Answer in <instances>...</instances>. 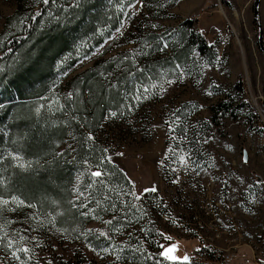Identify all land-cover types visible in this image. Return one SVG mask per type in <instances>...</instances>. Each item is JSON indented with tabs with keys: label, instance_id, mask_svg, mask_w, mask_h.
Returning a JSON list of instances; mask_svg holds the SVG:
<instances>
[{
	"label": "rangeland",
	"instance_id": "374dc122",
	"mask_svg": "<svg viewBox=\"0 0 264 264\" xmlns=\"http://www.w3.org/2000/svg\"><path fill=\"white\" fill-rule=\"evenodd\" d=\"M61 2L65 7L68 1ZM115 2V17L123 13L119 31L64 75L62 89L46 100L55 108L69 93L68 82L93 67L106 84L114 85L129 66L156 65L151 79H136L138 88L149 86L148 98L137 102L134 94H123V115L108 112L98 132L135 196L122 187L124 205L115 211L117 222L104 245L92 232L105 228L109 217L94 219L84 205L71 224L61 221L65 212L60 206L5 212L0 218V264H132L124 250L153 256L164 250L161 245L172 244L177 245L175 255L190 257L186 264H219L228 254L235 259L223 264H264V184L257 182L264 177V0L258 16L255 0ZM44 5L43 0H0V57L20 22ZM185 33L203 40L208 50L200 53L198 44L186 48L180 39ZM164 42L168 47L161 52L157 45ZM171 47L185 49L187 56L171 59ZM177 64L183 78L173 71ZM221 100L232 105L215 123L211 107ZM245 150L248 164L242 163ZM12 163L17 167V161ZM145 188L157 191L145 193ZM49 213L55 224L48 223ZM38 222L43 226L37 227ZM21 235L26 238L20 240ZM203 244L207 250L200 258ZM24 246L30 251L17 252L20 260L14 259L12 252Z\"/></svg>",
	"mask_w": 264,
	"mask_h": 264
},
{
	"label": "trees",
	"instance_id": "16d2710c",
	"mask_svg": "<svg viewBox=\"0 0 264 264\" xmlns=\"http://www.w3.org/2000/svg\"><path fill=\"white\" fill-rule=\"evenodd\" d=\"M61 1L49 0L33 17L22 20L10 45L2 49L0 195H18L44 211L60 206L65 212V217L60 219L68 224L75 223L78 217L80 207L73 204L87 205L89 215L109 217L107 221L111 223L92 232L104 245L108 243L110 226L117 222L112 217L124 205L119 196L122 187L131 193L134 187L116 164L101 162V158L108 155L103 151L106 148L98 139V132L108 112L122 111L123 94H134L138 88L136 79H149L156 65L129 66L119 73L117 84L111 88L104 82L99 68L93 67L68 82L72 97L69 98L68 93L53 108L47 96L62 89L64 75L117 31L123 17L121 12L120 17H115V0H74L72 3L67 0L65 7ZM19 17L20 13L15 19L18 21ZM182 38L186 48L198 44L200 53L208 50L197 37H188L185 33ZM171 49V59L177 62L187 56L185 49ZM152 52L150 50V54ZM129 70L133 76L129 75ZM41 103L43 107L37 113ZM230 105L231 100H221L211 107L215 123L220 122ZM89 133L94 137L91 141L87 138ZM68 139L71 146H67ZM12 154L21 157L26 167H15ZM98 167L104 175L96 179L102 183H93L88 188L94 179L89 173ZM74 187L84 196L76 198ZM161 252L162 249L151 256L145 250L128 249L122 253L131 254L127 260L132 258V264H186L170 261Z\"/></svg>",
	"mask_w": 264,
	"mask_h": 264
},
{
	"label": "snow or ice",
	"instance_id": "6c2138e0",
	"mask_svg": "<svg viewBox=\"0 0 264 264\" xmlns=\"http://www.w3.org/2000/svg\"><path fill=\"white\" fill-rule=\"evenodd\" d=\"M48 2H49V0H43V3H45V4H47ZM129 6H131V5H129ZM152 27H156V25H152ZM118 31H119V29H118ZM160 39L163 40V37H161ZM146 46L150 47V45H148V44H146ZM167 47H168V43L167 42H164L162 47L157 45L158 50L161 51V52L164 51ZM126 59H127V57H126ZM133 60H135V54H133ZM140 71L142 72L143 69H141ZM173 71L174 72L178 71L179 74H180L178 76V78H183L184 70L181 67V65H179V64L175 65V67L173 68ZM129 75H134V73L131 70H129ZM149 79H151V77H149ZM165 82L169 83V84L170 83H174V81H172V80H166ZM109 87L111 88V87H115V86L109 84ZM152 88L154 90L156 88V85L153 84ZM141 90L143 91V94H144L143 97H141ZM164 90L165 89L163 88V86H161L160 87V91L163 92ZM148 92H149V86L148 85H141L140 88H136L135 89L134 98L137 100V102H139L141 98L147 99L148 98V95H147ZM68 96H69V98H71L72 97V93H69ZM42 107H43V105L40 106V108H42ZM40 108H37V110H36L37 113H39ZM129 110H131V105H129ZM109 115L111 117H117L118 113H117V111H111L109 113ZM120 115H123L122 111L120 112ZM87 138L90 141L94 139V137H93V135L91 133L88 134ZM103 151L107 152V149H104ZM121 155H122V153H121ZM12 159L14 161L18 162V164H17L18 167H20L22 169L26 167V165L24 163L20 162L22 160L21 157L15 155V154H12ZM105 160L107 162H109V163L112 162L111 156H107V157H102L101 158V162H103ZM84 163L88 164V161L85 160ZM242 163L243 164H248L249 163V157H248V154H247L246 150H245V152L243 154ZM89 174L94 179H93L92 183H89L87 185L88 188H91L93 183H102V181H100L99 179H96V178H100V177H102L104 175V173L99 170V167L95 171H90ZM77 179L79 180V177H77ZM0 180H2V178H0ZM257 182L260 183V184H264V177H257ZM73 191L78 194L77 198L84 196V193L82 191H80V189L77 188V187H74ZM143 191L145 193H147L149 191L155 192V191H157V189L156 188H151V189L145 188ZM132 194L135 196V193H132ZM136 199H139V197H136ZM96 203H97V205H99L100 202L97 201ZM20 207L36 208V204L30 203V202L26 201L25 199H22L18 195H11L8 198H5L3 195H0V218H4L5 212H15ZM73 207H80V206L76 205V204H73ZM84 207H87V205H84ZM112 207H115V205H112ZM82 215H87V213H82ZM93 218L94 219H98L99 217L98 216H94ZM32 219H35V217H32ZM9 222L10 223H15L16 221H9ZM55 222H56V217L54 215H52L51 213H49L48 214V223L49 224H55ZM106 223H111V222L107 221ZM42 226H43V224L38 222L37 227H42ZM33 230H36V229H33ZM101 235L107 236V233H101ZM25 238L26 237L23 236V235L20 236V240H24ZM164 238L167 239V240H171V237H164ZM13 245H14V241L12 239H9L7 247L9 249H12ZM161 248L164 249L161 252V255L164 256L165 258H167L170 261L176 262V261H179L180 259H183L184 261H187L189 259L187 256H184V257L181 258V257L175 255V252L177 251V245H175V244H172L171 246L166 247V248L163 245H161ZM20 251H23V252L27 253V252L30 251V249L28 247H26V246H24L22 248L17 247L12 252V256H13L14 259L20 260V257L17 255V252H20ZM103 251L107 252L108 249L105 248V249H103ZM21 264H23V262H21Z\"/></svg>",
	"mask_w": 264,
	"mask_h": 264
},
{
	"label": "built area",
	"instance_id": "2783aa9c",
	"mask_svg": "<svg viewBox=\"0 0 264 264\" xmlns=\"http://www.w3.org/2000/svg\"><path fill=\"white\" fill-rule=\"evenodd\" d=\"M206 250H207V244H203L202 248L198 251V257L203 258ZM234 259H235V256L233 254L232 255L228 254L224 259L220 261L219 264L231 263L234 261Z\"/></svg>",
	"mask_w": 264,
	"mask_h": 264
},
{
	"label": "water",
	"instance_id": "95a60500",
	"mask_svg": "<svg viewBox=\"0 0 264 264\" xmlns=\"http://www.w3.org/2000/svg\"><path fill=\"white\" fill-rule=\"evenodd\" d=\"M260 2H261V0H255V2H254V12H255L256 16H258V14H259L258 8H259V5H260ZM261 38H262V33H260V44H261V48L264 49L262 41H261ZM188 258H190V257H188Z\"/></svg>",
	"mask_w": 264,
	"mask_h": 264
}]
</instances>
